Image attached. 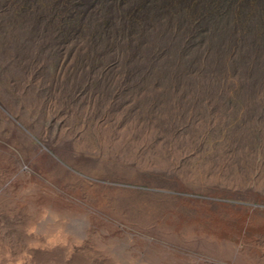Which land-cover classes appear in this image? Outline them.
Listing matches in <instances>:
<instances>
[{"label":"rangeland","instance_id":"374dc122","mask_svg":"<svg viewBox=\"0 0 264 264\" xmlns=\"http://www.w3.org/2000/svg\"><path fill=\"white\" fill-rule=\"evenodd\" d=\"M0 264H264V0H0Z\"/></svg>","mask_w":264,"mask_h":264}]
</instances>
